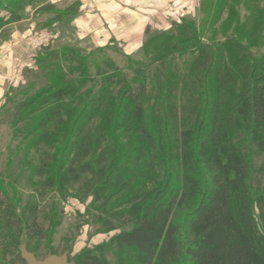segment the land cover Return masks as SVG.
Segmentation results:
<instances>
[{"label": "rangeland", "instance_id": "obj_1", "mask_svg": "<svg viewBox=\"0 0 264 264\" xmlns=\"http://www.w3.org/2000/svg\"><path fill=\"white\" fill-rule=\"evenodd\" d=\"M18 1L21 8L16 13L9 8L14 0H0V204L6 201L5 206L8 205L6 210L0 207V264H28L21 257L22 249L38 260H44L50 253H67L68 263L83 252H99L101 246L111 264H139L110 242L137 224L143 204L115 210L108 204L121 195L111 197L107 193L96 200V192L84 185L90 179L86 163L91 162L99 171L100 164L115 161L120 168L129 167L128 172L139 175L144 161L148 162L152 156L147 137L150 131L162 159L157 172L161 189L188 191L189 179L198 174L200 190L186 197L181 215L200 200L213 169L201 159L197 160V171L190 167L198 157L196 130L186 136L181 131L195 129V122L187 125L181 122L177 126L171 120L165 125L155 110L142 119L136 117L132 104L122 100L119 83L124 79L147 82L156 91L145 103L156 100L161 103L168 87L181 89L184 76L192 73L197 58L194 49L200 43L227 40L225 59L240 63V52L232 42L236 36L253 53L264 55V0L176 3L173 5L176 10L164 18L165 25L145 27L144 40L140 42L117 41L118 37L127 38L123 32L107 42L101 41L110 35L109 30L118 27L106 23L97 26L95 33L92 27L89 32L80 29L83 14L98 12L97 0ZM107 3L102 1L101 6ZM17 14L20 20L12 22ZM188 26H192L193 32L190 30L186 39L181 36ZM70 51L80 56L83 63L81 66L75 63L73 70L68 68L73 64L69 61ZM165 53L164 75L155 76V69L161 66L158 58ZM107 61L115 63L119 72L112 69L107 75L98 74L99 69L108 67ZM85 65L87 76L81 70ZM240 65L236 70H242ZM67 83H73L75 93L67 99L62 111L64 123L41 122L40 115L54 105L51 94ZM172 99L185 104L192 113L205 107L204 96L192 99L179 92ZM100 100L107 107L100 108ZM114 121L118 130H113ZM82 127L90 130V138H84L87 131L82 133ZM232 135L247 156L252 191L255 194L264 191V151L239 136V132L233 130ZM96 140H102V148L98 146L96 153L91 146L89 153L85 145L90 142L95 145ZM77 142L84 147L82 155L88 157L76 166V171H81L80 180L72 178L71 184H66L62 167L70 164L66 157ZM32 202L40 204L38 217L46 229L53 227L48 238L41 242L30 239L25 227L18 235V226L7 221L10 203L20 215Z\"/></svg>", "mask_w": 264, "mask_h": 264}, {"label": "trees", "instance_id": "obj_2", "mask_svg": "<svg viewBox=\"0 0 264 264\" xmlns=\"http://www.w3.org/2000/svg\"><path fill=\"white\" fill-rule=\"evenodd\" d=\"M9 8L17 13L21 8L20 1L14 0ZM19 20L17 14L12 22ZM190 30L193 32L192 26L186 27L181 37L188 39ZM232 42L240 52V63L232 58L225 59V49H229L227 40L217 44L200 43L194 49L197 58L192 73L184 76L181 89L173 85L168 87L161 103L157 100L152 104L145 103L156 91L147 82L134 83L124 79L119 83L120 97L132 104L136 117L142 119L148 112L155 110L165 125L171 120L177 126L181 122H184L183 125L195 122V129L181 131L186 136L196 130L198 157L193 159L195 162L190 163V167L197 171V160L201 159L213 169L210 182L200 200L181 215L187 203L186 197L200 190L198 174L189 179L191 183L188 191L182 193L180 189H161L157 172L161 168L162 159L150 131L147 137L152 156L148 162L144 161L145 166L139 175L128 172L129 167L120 168L115 161L110 165L100 164L99 171L92 167L91 162L86 163L90 179L84 185L96 192V200L107 193L111 197L121 195L112 204H108V207L112 206L115 210L136 203L143 204L142 212L137 216V224L119 233L110 242L122 254L139 264H264V191L257 194L252 191L247 156L243 146L232 135L233 130L239 132V136L264 151V55L253 53L238 42L236 36L232 37ZM70 52L69 61L73 64L68 65V68L73 70L75 63L79 66L83 63H80V56L74 55V51ZM158 61L161 66L155 69V76H162L167 63L166 53ZM106 65L108 67L102 71L99 69L98 74L107 75L112 69L119 72V67L112 61H107ZM239 65L243 66L241 71L236 70ZM86 68L85 65L81 69L84 76H87ZM168 80L170 77H167ZM213 91L216 94L213 95ZM179 92L192 99L204 96V109L201 112L191 109L192 113L185 104H178L172 98ZM74 93L73 83H67L52 93L54 107L40 115L41 122L59 120V123H64L62 111L67 99ZM104 104L106 102L100 100V108L107 107ZM111 123L113 130H118L117 121ZM80 130L82 133L87 131L84 138H90L88 128L82 127ZM101 145L102 140H96L95 145L90 142L85 146L89 153L91 146L93 150L96 148L97 153ZM82 152L84 147L77 142L69 157H66L70 159V164L62 167L66 184L72 178L80 177L78 175L81 171H76V166L80 162L84 163L83 159L88 157L82 155ZM5 205L6 201H2V210H6L8 205ZM39 208L38 202H32L18 215L15 205L10 203V214L6 211L7 221L18 226V235L25 227L30 239L41 242L48 238L53 227L46 229L39 220ZM74 261L75 264H111L103 246L99 252H83Z\"/></svg>", "mask_w": 264, "mask_h": 264}, {"label": "crops", "instance_id": "obj_3", "mask_svg": "<svg viewBox=\"0 0 264 264\" xmlns=\"http://www.w3.org/2000/svg\"><path fill=\"white\" fill-rule=\"evenodd\" d=\"M102 1H107V5L101 6ZM182 2L186 4L185 0H97L95 6L98 7V12L94 10L87 16L83 14L82 25L79 28H82L84 32H89L88 30L92 27L95 33L99 25H114L118 27L109 30L108 37L98 39L107 42L113 36L118 35V32H123L128 35L127 38L118 37L117 41L140 42L144 40L145 27L165 25L164 18L176 10L173 5L176 6V3L180 5ZM85 9L86 5H83V12ZM80 19L78 18L79 22H81ZM86 21L88 25H85Z\"/></svg>", "mask_w": 264, "mask_h": 264}, {"label": "water", "instance_id": "obj_4", "mask_svg": "<svg viewBox=\"0 0 264 264\" xmlns=\"http://www.w3.org/2000/svg\"><path fill=\"white\" fill-rule=\"evenodd\" d=\"M50 254L44 260H38L32 253H29L25 249H22V257L28 262V264H75L73 262H65V255Z\"/></svg>", "mask_w": 264, "mask_h": 264}]
</instances>
